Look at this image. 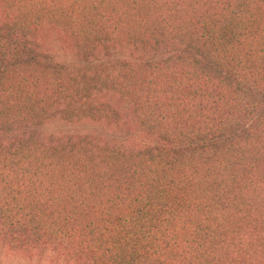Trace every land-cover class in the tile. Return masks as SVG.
Instances as JSON below:
<instances>
[{
  "label": "trees",
  "instance_id": "obj_1",
  "mask_svg": "<svg viewBox=\"0 0 264 264\" xmlns=\"http://www.w3.org/2000/svg\"><path fill=\"white\" fill-rule=\"evenodd\" d=\"M0 245L264 264V0H0Z\"/></svg>",
  "mask_w": 264,
  "mask_h": 264
},
{
  "label": "rangeland",
  "instance_id": "obj_2",
  "mask_svg": "<svg viewBox=\"0 0 264 264\" xmlns=\"http://www.w3.org/2000/svg\"><path fill=\"white\" fill-rule=\"evenodd\" d=\"M72 128L61 123H53L45 127V133H65ZM0 264H62L53 253H48L43 257L28 259L20 254L13 253L0 245Z\"/></svg>",
  "mask_w": 264,
  "mask_h": 264
}]
</instances>
